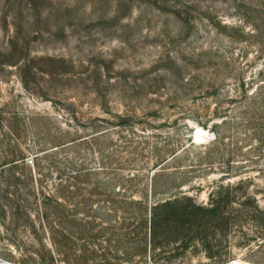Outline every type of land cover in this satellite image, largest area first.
Instances as JSON below:
<instances>
[{"label": "rangeland", "instance_id": "374dc122", "mask_svg": "<svg viewBox=\"0 0 264 264\" xmlns=\"http://www.w3.org/2000/svg\"><path fill=\"white\" fill-rule=\"evenodd\" d=\"M103 167L218 208L173 264H264V0H0V264H60L33 176Z\"/></svg>", "mask_w": 264, "mask_h": 264}, {"label": "trees", "instance_id": "16d2710c", "mask_svg": "<svg viewBox=\"0 0 264 264\" xmlns=\"http://www.w3.org/2000/svg\"><path fill=\"white\" fill-rule=\"evenodd\" d=\"M109 170H77L51 193L33 176L41 230L53 259L58 255L60 264H132L134 259L143 264H173L188 254L212 258L217 207L201 206L186 196L153 197L150 206L147 199L132 201L131 178H121L119 172L106 174ZM87 188H93V194L87 195Z\"/></svg>", "mask_w": 264, "mask_h": 264}, {"label": "bare ground", "instance_id": "6f19581e", "mask_svg": "<svg viewBox=\"0 0 264 264\" xmlns=\"http://www.w3.org/2000/svg\"><path fill=\"white\" fill-rule=\"evenodd\" d=\"M200 137H201V133L199 132V134H196V135H195V139H196V141H200V140H201ZM204 137H205V136H204Z\"/></svg>", "mask_w": 264, "mask_h": 264}]
</instances>
